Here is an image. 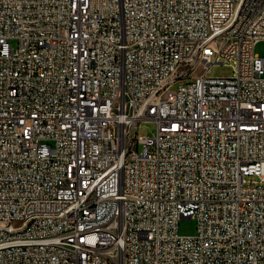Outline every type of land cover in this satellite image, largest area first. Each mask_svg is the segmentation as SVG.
I'll list each match as a JSON object with an SVG mask.
<instances>
[{
  "label": "built area",
  "instance_id": "1",
  "mask_svg": "<svg viewBox=\"0 0 264 264\" xmlns=\"http://www.w3.org/2000/svg\"><path fill=\"white\" fill-rule=\"evenodd\" d=\"M261 39L264 0H0V264H264Z\"/></svg>",
  "mask_w": 264,
  "mask_h": 264
},
{
  "label": "rangeland",
  "instance_id": "2",
  "mask_svg": "<svg viewBox=\"0 0 264 264\" xmlns=\"http://www.w3.org/2000/svg\"><path fill=\"white\" fill-rule=\"evenodd\" d=\"M16 44V41H12ZM255 52L264 56V40L261 39L255 44ZM211 74L215 76H230L233 74V66L230 63H217L211 68ZM157 130V123L154 121H143L139 126V134L153 135ZM197 220L193 217H184L179 221V233L185 236L195 235L197 233Z\"/></svg>",
  "mask_w": 264,
  "mask_h": 264
}]
</instances>
